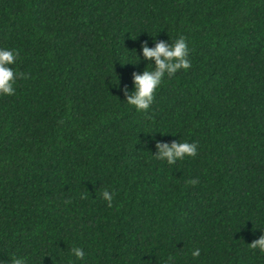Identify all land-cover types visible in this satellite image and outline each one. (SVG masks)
I'll list each match as a JSON object with an SVG mask.
<instances>
[{"label": "trees", "instance_id": "obj_1", "mask_svg": "<svg viewBox=\"0 0 264 264\" xmlns=\"http://www.w3.org/2000/svg\"><path fill=\"white\" fill-rule=\"evenodd\" d=\"M180 35L190 67L136 111L141 42ZM0 47L21 73L0 96V258L264 264V0H0ZM156 140L197 154L168 165Z\"/></svg>", "mask_w": 264, "mask_h": 264}, {"label": "clouds", "instance_id": "obj_2", "mask_svg": "<svg viewBox=\"0 0 264 264\" xmlns=\"http://www.w3.org/2000/svg\"><path fill=\"white\" fill-rule=\"evenodd\" d=\"M140 52L148 63L141 72L133 71L132 88L127 85L120 86V92L128 105L134 107L138 112L149 109L154 99L155 90L160 86L165 76H172L180 69L187 70L190 67L188 59L189 48L183 35L178 36L171 43L165 40H154L153 46H148L147 42H141ZM137 61L139 57L137 56ZM18 58V52L8 47H0V96H11L15 94V83L21 73L15 71L12 65ZM137 61L135 63H137ZM132 63V62H130ZM132 63V64H135ZM111 83V82H110ZM113 85V86H117ZM155 153L152 156L168 165H173L177 161L183 160L186 156L192 157L197 154V143L188 140H172L170 142L156 140L154 143ZM189 184H196L195 178L187 181ZM114 193L108 189L101 192L103 200L111 207ZM248 247L258 249L264 253V231L248 243ZM70 254L77 260H83L84 252L79 246L70 248ZM200 255V249L194 248L191 251L193 258ZM9 259L0 258V264H27L25 257L15 254L8 255Z\"/></svg>", "mask_w": 264, "mask_h": 264}]
</instances>
